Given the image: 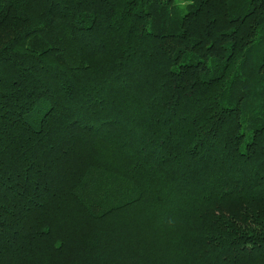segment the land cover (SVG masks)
Wrapping results in <instances>:
<instances>
[{
	"label": "trees",
	"instance_id": "1",
	"mask_svg": "<svg viewBox=\"0 0 264 264\" xmlns=\"http://www.w3.org/2000/svg\"><path fill=\"white\" fill-rule=\"evenodd\" d=\"M0 264H264V0H0Z\"/></svg>",
	"mask_w": 264,
	"mask_h": 264
}]
</instances>
